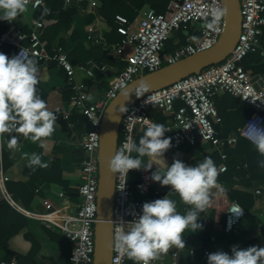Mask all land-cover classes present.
<instances>
[{
	"label": "crops",
	"instance_id": "1",
	"mask_svg": "<svg viewBox=\"0 0 264 264\" xmlns=\"http://www.w3.org/2000/svg\"><path fill=\"white\" fill-rule=\"evenodd\" d=\"M43 1L44 5L38 8L26 6L25 11L11 23L0 20V35L10 28L28 34L33 21L41 20L40 37L46 50L49 53L63 52L75 70V78L84 84L89 100H97L125 66L126 57L133 52L132 46L121 45L122 36L116 31L115 15H123L137 26L142 22L143 10L153 8L141 0ZM91 29L97 42L88 38ZM178 37L182 40L179 34L177 40ZM184 37L186 41L187 33ZM173 39L174 36V42ZM24 44H28L27 39ZM48 44L51 51L47 48ZM7 45L15 48V51L11 55L7 51L3 53L8 57L14 56L16 46ZM164 51L162 56L172 50L165 48ZM28 59L34 60L38 68L40 82L36 86L37 94L57 119L53 134L42 138L44 147L40 146V142L33 143L16 132L0 136V242H7V248L0 246V258H7L10 254L18 264H69L70 245L67 238L57 229L42 224L33 215L56 209L70 213L75 211L80 202L77 191L80 184L79 167L84 158L80 142L91 126L81 109L69 105L71 89L65 70L51 60L43 61L34 56ZM93 60H100L104 67L109 66L117 71L97 82L85 70V64ZM245 64L253 75L261 76L264 82V26L259 47L248 56ZM214 103L218 114L215 122L217 130L222 136L237 139L234 145L227 148V158L223 160L219 150L203 142L168 149L165 153L169 164L178 158L188 165H195L210 156L218 172L216 184L209 190L217 198L218 204L206 206L200 213L198 222L203 224L202 231L193 233L185 230V247L174 261L176 264H207L203 255L205 249L210 253H230L233 245L240 248L264 246V168L258 165V161L264 157L255 148L252 149L255 156H242V151L245 152L248 147L238 138L240 128L252 113H249L251 108L221 90L214 96ZM179 106L181 102L176 101L174 109ZM173 114V111L157 109L149 112L154 123L164 125ZM141 135L143 131L137 128L134 141L138 142ZM12 136L18 138L15 149L7 147ZM33 153L39 155L47 166L29 167L28 158ZM143 159L147 161V157ZM222 164L226 165L225 171L220 170ZM224 177L226 180H221ZM137 179L135 169L131 173V182ZM54 185L62 190L57 191ZM157 187L162 196L167 194L176 202L177 211L181 214L191 207L184 204L177 193L169 192L161 185ZM224 200L236 202L246 210V215L230 234L220 229L225 217ZM171 261L166 256L154 264H169Z\"/></svg>",
	"mask_w": 264,
	"mask_h": 264
},
{
	"label": "built area",
	"instance_id": "2",
	"mask_svg": "<svg viewBox=\"0 0 264 264\" xmlns=\"http://www.w3.org/2000/svg\"><path fill=\"white\" fill-rule=\"evenodd\" d=\"M42 5L43 0H28L26 6L38 8ZM212 7L223 8L222 0H169L164 12H156L154 9L143 10L142 22L137 26L125 16L115 15L116 31L122 36L121 45L132 46L133 52L126 57L125 66L109 82L108 88L94 101L89 100L84 84L75 78V70L67 56L61 51L49 53L46 50L40 37L43 26L41 20L33 21V27L28 34L10 28L0 35V46L4 44L16 46L15 55L21 51L26 58L34 56L43 61L51 60L63 68L71 89L69 105L71 108L81 109L91 126L80 142L84 158L79 167L80 184L77 191L80 202L76 205L75 211L70 213L56 209L33 215L42 224L57 229L67 238L71 245L69 264L93 263L94 226L97 221L99 127L104 109L119 90L140 74L152 72L213 46L223 32L224 17L214 28L205 27L212 19L210 16ZM240 8L242 15L240 35L230 55L221 63L210 65L197 74L154 90L132 104L120 122L116 152L120 151L126 142L134 141L137 128L144 131L148 125L154 123L149 112L157 109L174 112L173 117L165 124L170 129L166 136L172 138V146L169 149L194 146L198 142H203L219 150L220 157L225 160L227 148L234 145L237 139L234 136H222L215 127L218 114L214 96L219 90L238 98L252 109L250 117L240 128L239 136L255 148L248 137L253 132L258 134L264 131V82L261 76L253 75L246 69L243 61L259 47L264 26V0H240ZM92 31L91 29L88 38L97 42L95 36L91 34ZM180 32H187L188 37L184 43L180 42L179 37L177 40ZM173 36L176 47L171 53L162 56L166 41ZM26 39L27 45L24 44ZM176 101H180L181 106L174 109ZM134 170H129L127 175L116 173L111 264H135L127 255H122L115 249V232L121 223L131 221L140 214L144 202L163 197L157 187L160 183L150 179L151 170H137L138 179L131 182V173ZM220 170L225 171L226 165L222 164ZM124 184L125 187L121 189ZM164 187L170 190V186ZM217 204V198L209 192L207 206ZM224 204L225 217L220 229L223 233L230 234L244 218L246 210L233 201L224 200ZM238 209H242L239 216L233 213ZM181 250L182 248L175 246L170 247L167 252L159 253L150 264L166 256L172 260L169 264H176L174 261ZM208 254L210 251L205 249L203 255L206 262ZM0 264L18 262L14 259L0 260Z\"/></svg>",
	"mask_w": 264,
	"mask_h": 264
},
{
	"label": "clouds",
	"instance_id": "3",
	"mask_svg": "<svg viewBox=\"0 0 264 264\" xmlns=\"http://www.w3.org/2000/svg\"><path fill=\"white\" fill-rule=\"evenodd\" d=\"M27 3L28 0H0V20L11 23L25 11ZM226 11L222 7H212V19L205 27L214 28ZM37 72L35 61L23 56L21 51L12 57L0 52V136L16 132L33 143L40 142V146L44 147L42 138L53 134L57 117L37 94L36 86L40 82ZM141 87L146 90L145 85ZM122 95L125 100L129 97V93ZM121 106L124 107L123 104ZM169 130L164 124L152 123L143 131L138 142H126L107 161V167L113 173L127 175L132 169L151 170L152 181L170 186L169 192L177 193L184 204L191 206L185 214H181L177 211L176 202L166 194L144 202L138 216L121 223L114 235V247L135 264H150L159 253L167 252L170 247H185V230L193 233L202 231L203 224L198 222V218L208 204L209 190L216 184L217 167L210 156L195 165H188L178 158L168 163L165 153L172 146V138L165 133ZM248 138L264 157V131L253 132ZM17 144L18 138L12 136L7 147L15 149ZM28 161L29 167L47 166L35 153ZM258 165L264 168V159L258 161ZM124 187L125 184L121 189ZM233 213L239 216L242 209ZM207 264H264V246L240 248L233 245L230 253L216 251L208 254Z\"/></svg>",
	"mask_w": 264,
	"mask_h": 264
},
{
	"label": "water",
	"instance_id": "4",
	"mask_svg": "<svg viewBox=\"0 0 264 264\" xmlns=\"http://www.w3.org/2000/svg\"><path fill=\"white\" fill-rule=\"evenodd\" d=\"M222 4L227 10L224 16V29L213 46L181 58L172 64H166L152 72L140 74L119 90L104 109L99 127L97 221L94 226L95 247L92 264H111L116 173L108 169L107 161L116 153L122 117L126 110L143 96L197 74L210 65L221 63L230 55L241 30L240 0H222ZM85 70L92 74L97 82L109 77L113 71H117L109 66L104 67L100 60L86 63ZM141 85H145L146 90ZM124 93H129L126 100L122 95ZM54 188L57 191L62 190L58 185H54Z\"/></svg>",
	"mask_w": 264,
	"mask_h": 264
},
{
	"label": "trees",
	"instance_id": "5",
	"mask_svg": "<svg viewBox=\"0 0 264 264\" xmlns=\"http://www.w3.org/2000/svg\"><path fill=\"white\" fill-rule=\"evenodd\" d=\"M141 1H144L145 3H148L151 6V8H153L156 12H164L165 9H166L167 4L169 3V0H141ZM179 35H180V37L182 39V40H180V42L184 43L185 42L184 41L185 37H184L183 32H180ZM175 47H176V45H174L172 39H169V40L166 41L164 49L167 48V51H171V50L173 51ZM47 48H48L49 51H51L50 44H48ZM3 51H7L11 55L15 51V48H13L10 45L4 44V45L0 46V52H3ZM164 52L165 51L163 50L161 52V55H164ZM250 55H248V56H250ZM248 56L243 61V65L245 66L246 69H248V68L246 67L245 61L248 58ZM251 111H252V109L250 110L249 113H251ZM215 127H216V125H215ZM165 135H166V133H165ZM238 138H239V141L241 140V142H245L246 146L248 147V149L245 152L242 151V156H255L254 153L252 152V149L254 147L248 141L243 139L242 137L239 136ZM221 180H226V177L221 178ZM69 245H70V243H69ZM0 246H2L3 248H7V242L6 241L0 242ZM70 248H71V245H70ZM0 260H11L10 254L8 255L7 258H0ZM129 264H134V263H129Z\"/></svg>",
	"mask_w": 264,
	"mask_h": 264
}]
</instances>
